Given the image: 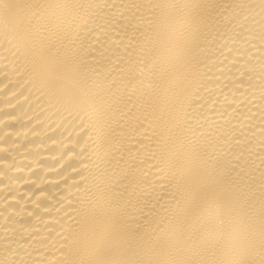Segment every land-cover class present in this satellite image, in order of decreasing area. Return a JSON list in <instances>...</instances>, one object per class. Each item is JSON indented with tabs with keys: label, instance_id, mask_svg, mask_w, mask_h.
Segmentation results:
<instances>
[{
	"label": "bare ground",
	"instance_id": "6f19581e",
	"mask_svg": "<svg viewBox=\"0 0 264 264\" xmlns=\"http://www.w3.org/2000/svg\"><path fill=\"white\" fill-rule=\"evenodd\" d=\"M0 264H264V0H0Z\"/></svg>",
	"mask_w": 264,
	"mask_h": 264
}]
</instances>
